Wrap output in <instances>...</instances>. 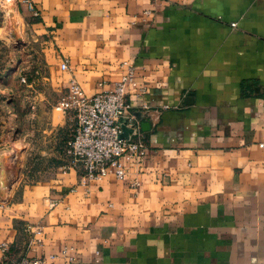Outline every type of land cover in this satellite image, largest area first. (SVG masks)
Here are the masks:
<instances>
[{"label":"crops","instance_id":"crops-1","mask_svg":"<svg viewBox=\"0 0 264 264\" xmlns=\"http://www.w3.org/2000/svg\"><path fill=\"white\" fill-rule=\"evenodd\" d=\"M29 1L36 16L21 3L15 13L38 46L34 105L46 123L33 142L51 172L0 199V256L264 264V0ZM124 62L145 154L124 164L122 180L80 185L79 170L63 167L75 121L54 97L71 77L86 96L110 88ZM8 137L0 133V153L28 145Z\"/></svg>","mask_w":264,"mask_h":264},{"label":"built area","instance_id":"built-area-1","mask_svg":"<svg viewBox=\"0 0 264 264\" xmlns=\"http://www.w3.org/2000/svg\"><path fill=\"white\" fill-rule=\"evenodd\" d=\"M14 3H21L30 15H37L29 0H14ZM230 25L234 26V23ZM122 65L125 67L124 72L112 87L100 89L89 96L81 92L74 78H69L65 90L53 105L55 110L63 114L70 113L74 118L75 126L71 138L63 148V167L79 170L80 185H85L89 180L103 178L107 174L122 180L125 176L124 164L136 163L145 154L139 121L125 97V87L134 85L133 68L126 62ZM59 68L67 69L66 62L60 63ZM122 124L129 129L125 138L119 137ZM131 185L136 186L137 182L134 181ZM5 249V245L0 243V251ZM61 253L66 254V249ZM54 257L49 254L46 257L5 260L0 256V264H56L53 262Z\"/></svg>","mask_w":264,"mask_h":264},{"label":"rangeland","instance_id":"rangeland-1","mask_svg":"<svg viewBox=\"0 0 264 264\" xmlns=\"http://www.w3.org/2000/svg\"><path fill=\"white\" fill-rule=\"evenodd\" d=\"M12 6L16 31L20 37L18 43L13 42V39L6 34L10 21L9 14H11L7 7ZM0 7L2 10H0V89H2L0 118L5 121V125L0 128V133L8 134V138H13L12 141L21 138L28 143L23 147L10 144L4 148L6 151L11 147L12 150L9 154L5 153L3 162V170L6 172L4 174L7 177L3 178L2 183H6L1 184L0 187V199L3 200L12 188H18L22 184L34 182L48 175L51 172L49 169L51 162L38 158L37 144L33 142L34 139L41 138L40 131L37 130L38 126L46 123V116L37 117L38 106L34 105L35 90L42 88L37 82L38 75L34 73L38 46L36 42H31L29 36L21 29L18 15L15 13L14 0H0ZM49 108V105L39 107L42 110ZM58 115L59 113L53 110L54 121ZM42 135L46 136V134ZM52 162L56 164L59 161L52 159Z\"/></svg>","mask_w":264,"mask_h":264},{"label":"bare ground","instance_id":"bare-ground-1","mask_svg":"<svg viewBox=\"0 0 264 264\" xmlns=\"http://www.w3.org/2000/svg\"><path fill=\"white\" fill-rule=\"evenodd\" d=\"M10 10H11V20L9 21V26L7 27L6 34H8L13 39V42L18 43L20 41L19 39L20 37L16 31V20L13 17V14H14L13 6L11 7ZM4 154L5 153L0 154V168H1V162L2 160L4 161V158H5L3 157Z\"/></svg>","mask_w":264,"mask_h":264},{"label":"water","instance_id":"water-1","mask_svg":"<svg viewBox=\"0 0 264 264\" xmlns=\"http://www.w3.org/2000/svg\"><path fill=\"white\" fill-rule=\"evenodd\" d=\"M187 97H188V95H187ZM185 99H186V98H185ZM136 119L138 120V117H136ZM145 126H147V124H146L145 122H141V123H140V127H141V128H144ZM128 132H129V129L125 128L124 125L122 124V125H121V133L119 134V137H120V138H125V137H127ZM1 140H2V139H0V142H1ZM3 178H5V176L2 177V181H3Z\"/></svg>","mask_w":264,"mask_h":264}]
</instances>
